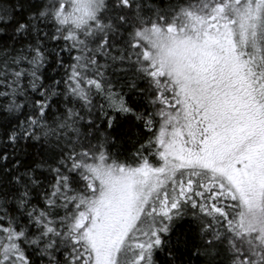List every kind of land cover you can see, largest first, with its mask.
Here are the masks:
<instances>
[{
	"label": "snow or ice",
	"instance_id": "snow-or-ice-1",
	"mask_svg": "<svg viewBox=\"0 0 264 264\" xmlns=\"http://www.w3.org/2000/svg\"><path fill=\"white\" fill-rule=\"evenodd\" d=\"M0 264H264V0H0Z\"/></svg>",
	"mask_w": 264,
	"mask_h": 264
}]
</instances>
